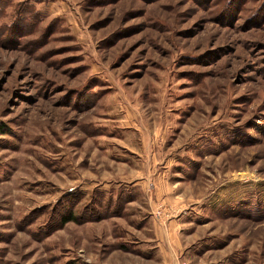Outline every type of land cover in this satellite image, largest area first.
Masks as SVG:
<instances>
[{
	"label": "rangeland",
	"instance_id": "374dc122",
	"mask_svg": "<svg viewBox=\"0 0 264 264\" xmlns=\"http://www.w3.org/2000/svg\"><path fill=\"white\" fill-rule=\"evenodd\" d=\"M69 263L264 264V0H0V264Z\"/></svg>",
	"mask_w": 264,
	"mask_h": 264
},
{
	"label": "trees",
	"instance_id": "16d2710c",
	"mask_svg": "<svg viewBox=\"0 0 264 264\" xmlns=\"http://www.w3.org/2000/svg\"><path fill=\"white\" fill-rule=\"evenodd\" d=\"M69 221H79V218H78L77 215H74V214H72V213H70L69 215H64V216H62V218H61V222H62L63 224H65V223H67V222H69ZM69 264H72V263H69Z\"/></svg>",
	"mask_w": 264,
	"mask_h": 264
}]
</instances>
